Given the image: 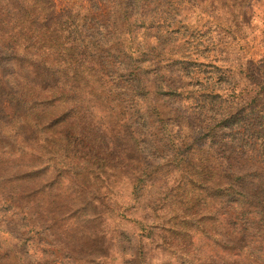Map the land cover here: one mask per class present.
I'll return each mask as SVG.
<instances>
[{"label": "rangeland", "instance_id": "rangeland-1", "mask_svg": "<svg viewBox=\"0 0 264 264\" xmlns=\"http://www.w3.org/2000/svg\"><path fill=\"white\" fill-rule=\"evenodd\" d=\"M0 63V264H264V0H0Z\"/></svg>", "mask_w": 264, "mask_h": 264}, {"label": "trees", "instance_id": "trees-1", "mask_svg": "<svg viewBox=\"0 0 264 264\" xmlns=\"http://www.w3.org/2000/svg\"><path fill=\"white\" fill-rule=\"evenodd\" d=\"M25 60L28 61V59H25ZM31 61H32V59H31ZM29 62H30V61H29ZM5 63H6V65L4 64L5 68H1V67H0L1 69H6V67H7L8 65H7V62H5ZM0 65H1V63H0ZM2 65H3V63H2ZM8 67H9V66H8Z\"/></svg>", "mask_w": 264, "mask_h": 264}]
</instances>
